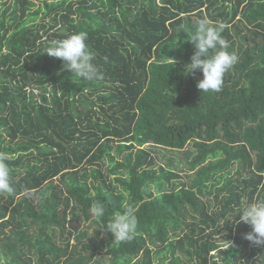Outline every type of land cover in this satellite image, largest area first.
Here are the masks:
<instances>
[{
  "label": "trees",
  "instance_id": "16d2710c",
  "mask_svg": "<svg viewBox=\"0 0 264 264\" xmlns=\"http://www.w3.org/2000/svg\"><path fill=\"white\" fill-rule=\"evenodd\" d=\"M36 6L0 0V153L15 188L0 196V264H264V244L243 238L251 226L227 219L264 199V0ZM204 17L226 23L238 56L220 92L184 72ZM81 31L102 80L45 52ZM191 142L183 168L168 151ZM97 203L105 226L133 207L135 238L100 228Z\"/></svg>",
  "mask_w": 264,
  "mask_h": 264
},
{
  "label": "clouds",
  "instance_id": "9594fccd",
  "mask_svg": "<svg viewBox=\"0 0 264 264\" xmlns=\"http://www.w3.org/2000/svg\"><path fill=\"white\" fill-rule=\"evenodd\" d=\"M226 27V23L222 21L213 22L204 17L195 23L190 34L187 33L186 40L192 43L195 51L190 62L185 65L184 72L186 74L195 70L202 72L203 78L197 83L200 92H220L224 85L225 73L238 62V56L228 50L229 41L222 35ZM87 39L86 32L73 33L61 40L53 41L45 52L61 59L63 66L76 77L87 82L99 81L104 78V72L95 63V56L87 44ZM9 159L8 154L0 153V196L12 197L15 188ZM28 195H31V192ZM91 211L101 220L100 228L105 232H111L115 241L128 242L135 238L138 221L133 207H125L123 211L115 213L106 226L103 224L106 215L103 204H95ZM236 216H239V219L234 221L236 224L243 222L251 226V231L244 233L243 238L255 245L264 244V199L247 203L235 216L227 219ZM227 219H222L220 225Z\"/></svg>",
  "mask_w": 264,
  "mask_h": 264
},
{
  "label": "rangeland",
  "instance_id": "374dc122",
  "mask_svg": "<svg viewBox=\"0 0 264 264\" xmlns=\"http://www.w3.org/2000/svg\"><path fill=\"white\" fill-rule=\"evenodd\" d=\"M36 3H37V6L41 3V0H35ZM36 6V7H37ZM192 144L193 142H191L187 147H186V151H174L173 153L172 152H169L168 151V154H171L173 156H175V158L178 160L179 163H182V166L183 168L185 167V163L187 162V155H188V150H191L193 149L192 148ZM160 161V159H159ZM187 170V169H186ZM186 172V171H185ZM183 176H187L186 173H183ZM185 180V178H184ZM92 230V229H91ZM93 231V230H92ZM228 232V230H225L223 229V231H221L217 237H218V240H219V244L220 245H224L223 248H226L228 247L227 243L229 242V240H226V233ZM255 245V244H254ZM212 254V257H211V262L215 261V260H219V254L217 252V250H214L211 252ZM33 260V258H32Z\"/></svg>",
  "mask_w": 264,
  "mask_h": 264
}]
</instances>
